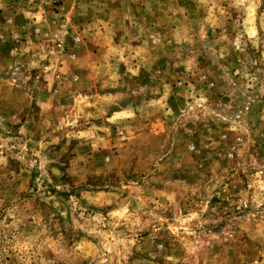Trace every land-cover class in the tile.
Segmentation results:
<instances>
[{
	"label": "rangeland",
	"instance_id": "obj_1",
	"mask_svg": "<svg viewBox=\"0 0 264 264\" xmlns=\"http://www.w3.org/2000/svg\"><path fill=\"white\" fill-rule=\"evenodd\" d=\"M0 264H264V0H0Z\"/></svg>",
	"mask_w": 264,
	"mask_h": 264
},
{
	"label": "built area",
	"instance_id": "obj_2",
	"mask_svg": "<svg viewBox=\"0 0 264 264\" xmlns=\"http://www.w3.org/2000/svg\"><path fill=\"white\" fill-rule=\"evenodd\" d=\"M47 1L50 3V5H57L59 2V0H47Z\"/></svg>",
	"mask_w": 264,
	"mask_h": 264
}]
</instances>
